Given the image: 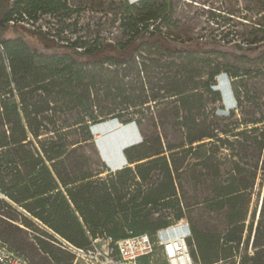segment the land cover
<instances>
[{
  "label": "trees",
  "instance_id": "1",
  "mask_svg": "<svg viewBox=\"0 0 264 264\" xmlns=\"http://www.w3.org/2000/svg\"><path fill=\"white\" fill-rule=\"evenodd\" d=\"M11 1L0 0V43L10 67L7 72L0 54V234L34 264L46 263V253L57 264H72L75 255L57 244L56 234L83 248L96 238L127 236L129 230L154 235L184 217L177 189L183 188L178 170L185 164L195 187H212L211 194L187 208L196 204L218 212L223 225L219 231L209 219L187 215L196 264H264V110L260 116H233L232 109L231 116L216 122L176 116L175 123L184 130L182 140L175 143L160 133H141L139 142L123 150L134 166L116 170L106 164L104 170L91 169L88 156L79 151L84 142L95 144L93 125L113 118L143 125L150 117L139 115L145 104L157 103L165 94L177 98L176 111L201 106L203 95L194 92L199 87L221 98L215 76L222 64L195 66L194 58L205 51L203 43L177 47L163 30L172 4L126 2L130 14L122 25L128 37L118 43L85 45L76 37L60 44L42 29L13 26L34 35L40 48L26 35L6 37L7 21L22 2L31 15L41 2L48 11L65 8V2ZM161 16L168 19L163 26L144 23ZM152 53L159 56L147 58ZM168 54L179 61H162L160 56ZM60 64L62 71L56 67ZM225 72L235 85L237 108L243 102L239 87L252 69L229 67ZM60 91L67 92L82 116H54L59 106L53 95ZM78 129L82 136L71 139ZM165 206L175 213L156 216L154 211ZM29 230L39 234L30 238Z\"/></svg>",
  "mask_w": 264,
  "mask_h": 264
},
{
  "label": "rangeland",
  "instance_id": "2",
  "mask_svg": "<svg viewBox=\"0 0 264 264\" xmlns=\"http://www.w3.org/2000/svg\"><path fill=\"white\" fill-rule=\"evenodd\" d=\"M139 0H63L65 8L48 11L44 2L39 4V9L31 14L26 10V2L20 3L18 9L10 17L18 26L37 30H44L49 36L55 37L58 43H71L76 37L80 38L85 45L104 44L106 42L118 43L123 42L128 37V29L122 24L127 22L129 14L125 12V3H135ZM162 2V0H158ZM171 3L173 10L171 19L167 26H163L168 19L161 16L158 20H147L144 23L150 28L163 26V30L168 35L174 46H189L195 42L203 43L205 51L196 56L193 60L195 66H201L205 62H220L223 66L222 71L215 76L216 87L221 91V98L214 99L213 93L206 90L205 87H199L194 90L203 95L200 107L191 110L181 108L176 111L175 96L165 94L159 102L152 100L149 106L143 107L144 112L140 116H150L143 125L137 126L136 123L119 124L121 128L130 129V133L138 137L142 133L148 136L160 133L167 136L166 141L178 143L184 138V130L175 123L178 119L176 116H199L206 117L208 121L216 122L221 116H231L230 111L235 109L233 116H260L264 110V0H164ZM14 0L11 1L13 3ZM161 21V22H160ZM160 22V23H159ZM159 23V24H158ZM9 30L6 37H16L19 34L26 35L30 42L38 43L34 35H29L27 31L9 23ZM141 24V23H139ZM254 38L262 39L261 41L251 42ZM250 40V42L248 41ZM3 52V53H1ZM0 54L4 58L6 71L10 72L9 55L5 51ZM145 54V53H144ZM147 58L158 57V53L146 55ZM247 59H246V57ZM259 56V58H257ZM162 61H179L177 55H162ZM141 60V57L138 58ZM63 63V62H62ZM57 68H64L63 64L56 65ZM236 68L240 72L252 69L251 75L245 78L244 84L239 87L241 92L242 104L237 106L235 97V85L232 78L225 72L226 68ZM141 69L142 67L139 66ZM261 70L259 74L255 71ZM140 75L147 79V73L140 70ZM206 77V75L204 76ZM12 85L13 82H12ZM238 88V87H237ZM247 95L250 99H248ZM55 103L59 106L54 116L62 118L71 116H82L81 108L74 106V101L67 92L54 93ZM57 97V98H56ZM57 99V102H56ZM253 101V102H252ZM150 107V108H148ZM138 116V114H137ZM72 121V119H71ZM224 123V121H222ZM103 129L107 128L103 125ZM141 130V131H140ZM117 131V130H116ZM118 132V131H117ZM119 133V132H118ZM141 134V135H142ZM82 136L80 129L76 133H71V139H77ZM89 158V167L95 171L105 169V163L99 154L93 142H84L83 147L79 148ZM168 153V151H167ZM191 155H188V159ZM134 166V164H132ZM134 170V169H133ZM135 171V170H134ZM182 177V190L178 185V198L184 213V217L177 220L181 224H187L190 227V221L187 215L192 216L195 220L204 218L210 220L212 225L218 226L219 231L223 230L218 212L208 211L203 206L187 208L188 204L193 201L203 200L211 194L212 187L207 183L195 187L194 182L188 179L189 171L184 164L178 170ZM107 172L101 174L105 175ZM135 185H132L134 188ZM260 187H258L259 190ZM189 198V199H187ZM175 208L161 207L154 211L155 215L174 214ZM176 221V222H177ZM175 227V228H174ZM171 227L170 233H179V226ZM191 230V229H190ZM29 237L37 236L38 231L29 230ZM167 236V230L164 231ZM246 233L243 237L245 238ZM244 240V239H243ZM0 241L7 242L12 248V244L0 234ZM105 241L100 240L99 245L104 246ZM245 244L239 245V251H244ZM19 250V249H16ZM249 252H252L251 244L248 246ZM23 251V250H19ZM46 263L37 264H57L52 255L46 253ZM66 260L62 264H65ZM219 264H227L222 261Z\"/></svg>",
  "mask_w": 264,
  "mask_h": 264
},
{
  "label": "built area",
  "instance_id": "3",
  "mask_svg": "<svg viewBox=\"0 0 264 264\" xmlns=\"http://www.w3.org/2000/svg\"><path fill=\"white\" fill-rule=\"evenodd\" d=\"M8 22L13 25L21 23L13 18ZM0 50L3 51L1 43ZM181 221L158 230L154 235L129 230L127 236L118 239L112 236L96 238L86 248L75 246L56 234L57 244L75 255L72 264H196L193 253L196 246L189 243L192 232ZM174 226H179V233L168 232ZM166 230L167 236L164 235ZM100 240L105 241L103 247L99 245ZM0 264L34 263L23 252L0 241Z\"/></svg>",
  "mask_w": 264,
  "mask_h": 264
},
{
  "label": "crops",
  "instance_id": "4",
  "mask_svg": "<svg viewBox=\"0 0 264 264\" xmlns=\"http://www.w3.org/2000/svg\"><path fill=\"white\" fill-rule=\"evenodd\" d=\"M119 124L123 123L113 118L91 127L95 146L107 167L112 170L132 165L128 162L123 150L127 145L139 142L142 139L141 133L137 134L138 137L135 138V135L130 133L129 128H121ZM103 125H106L107 128L103 129Z\"/></svg>",
  "mask_w": 264,
  "mask_h": 264
},
{
  "label": "water",
  "instance_id": "5",
  "mask_svg": "<svg viewBox=\"0 0 264 264\" xmlns=\"http://www.w3.org/2000/svg\"><path fill=\"white\" fill-rule=\"evenodd\" d=\"M133 1H136V0H133ZM118 121H119L120 123H123V120H122V119H118ZM260 203H261V201H260Z\"/></svg>",
  "mask_w": 264,
  "mask_h": 264
},
{
  "label": "bare ground",
  "instance_id": "6",
  "mask_svg": "<svg viewBox=\"0 0 264 264\" xmlns=\"http://www.w3.org/2000/svg\"><path fill=\"white\" fill-rule=\"evenodd\" d=\"M171 229V228H170Z\"/></svg>",
  "mask_w": 264,
  "mask_h": 264
}]
</instances>
